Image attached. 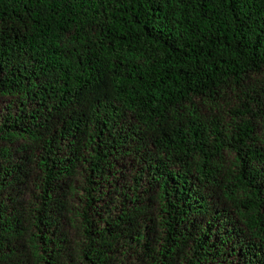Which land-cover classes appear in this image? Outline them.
<instances>
[{"label":"trees","instance_id":"trees-1","mask_svg":"<svg viewBox=\"0 0 264 264\" xmlns=\"http://www.w3.org/2000/svg\"><path fill=\"white\" fill-rule=\"evenodd\" d=\"M0 264H264V0H0Z\"/></svg>","mask_w":264,"mask_h":264}]
</instances>
